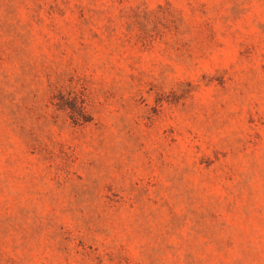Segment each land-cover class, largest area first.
<instances>
[{"label":"rangeland","instance_id":"rangeland-1","mask_svg":"<svg viewBox=\"0 0 264 264\" xmlns=\"http://www.w3.org/2000/svg\"><path fill=\"white\" fill-rule=\"evenodd\" d=\"M0 264H264V0H0Z\"/></svg>","mask_w":264,"mask_h":264}]
</instances>
